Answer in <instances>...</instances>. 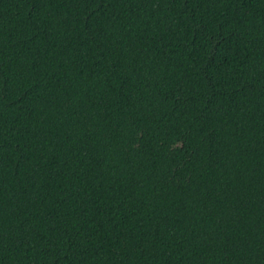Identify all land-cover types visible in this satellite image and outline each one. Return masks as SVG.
Listing matches in <instances>:
<instances>
[{"label":"trees","instance_id":"obj_1","mask_svg":"<svg viewBox=\"0 0 264 264\" xmlns=\"http://www.w3.org/2000/svg\"><path fill=\"white\" fill-rule=\"evenodd\" d=\"M0 264H264V0H0Z\"/></svg>","mask_w":264,"mask_h":264}]
</instances>
